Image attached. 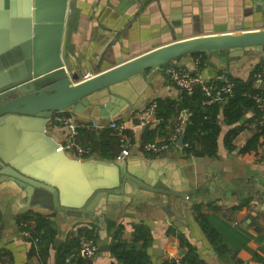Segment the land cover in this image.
Here are the masks:
<instances>
[{
	"label": "water",
	"instance_id": "95a60500",
	"mask_svg": "<svg viewBox=\"0 0 264 264\" xmlns=\"http://www.w3.org/2000/svg\"><path fill=\"white\" fill-rule=\"evenodd\" d=\"M78 1L0 0V127L20 122L22 128L13 153L0 151V184L9 182L17 188L26 207L70 220H92L102 228L104 219L113 216L107 214L108 208L148 206L178 214L183 205H191L188 196L195 190L170 178L167 167L140 154L120 161L71 159L57 150L56 140L47 134V119L59 111L90 120L119 118L131 108L127 97L111 92L113 85L127 81L140 93L147 86L143 72L163 65L170 68L185 55L217 53L226 73L233 62L263 59L264 0H251L258 13L254 17L257 27L238 23L228 31L202 34L198 18L187 17L180 19L185 23L180 31L194 35L180 34L151 48L142 43L141 52L132 57L126 52L129 44L137 38L144 41L138 32L141 16H137L143 0H122L120 5L118 0H85L91 3L89 8ZM125 4H132L131 9L126 11ZM81 17L87 18L82 26ZM171 20L174 26L180 24ZM184 25H191L192 30L186 31ZM88 33L92 38L83 44ZM150 37L154 41L157 36L146 40ZM86 69L92 75L82 78ZM249 83L255 85L253 78ZM257 87L264 90V83ZM183 138L184 131L177 146ZM105 235L103 229L99 231L101 238ZM108 249L109 244H99L95 255Z\"/></svg>",
	"mask_w": 264,
	"mask_h": 264
},
{
	"label": "crops",
	"instance_id": "0c3cea01",
	"mask_svg": "<svg viewBox=\"0 0 264 264\" xmlns=\"http://www.w3.org/2000/svg\"><path fill=\"white\" fill-rule=\"evenodd\" d=\"M92 1V0H90ZM94 1V0H93ZM82 7H91V3L85 0L78 1ZM247 2V3H246ZM105 3V2H104ZM122 0H118L120 5ZM94 4V3H93ZM118 5V6H119ZM132 4H125L126 11L131 9ZM134 6V5H133ZM247 9V10H246ZM187 11H190L187 13ZM122 15V14H121ZM119 15V16H121ZM258 13L251 7V0H143L142 9L137 16H141L142 33L140 38L129 44V57L139 54L142 43L153 47L168 43L183 35L180 30L183 24L181 20L196 16L203 29L200 33L228 31L229 26L238 23H248L246 28L257 27L259 23L254 21ZM180 21L177 26L171 20ZM94 18V16H93ZM181 19V20H180ZM87 18L81 17L82 22ZM250 20V21H249ZM91 24V21L88 20ZM193 28L198 29V23L193 22ZM190 24V23H189ZM108 26H111L108 24ZM185 30H192L191 25H184ZM105 30L108 27L102 26ZM172 27L176 31L172 30ZM188 27V28H187ZM92 30V29H91ZM190 32V31H189ZM95 32L92 30V35ZM84 37L88 44V38ZM149 35L157 36L154 41L146 38ZM107 35H104L106 39ZM153 41L150 44L149 41ZM203 56L185 55L175 61L190 72L199 68L205 77L210 78L218 72L224 71L222 58L217 53H202ZM262 58L242 61L237 65H229L227 74L232 77L246 79L251 74L255 64ZM264 59V58H263ZM199 61L198 66L196 61ZM97 71V70H96ZM85 72H89L86 69ZM143 79L147 86L141 87L140 93L127 82L122 81L111 87V92L127 97L130 110L115 118L124 123L127 134L133 142L132 154H140L148 160L155 161L171 172L170 178H178L181 186L194 189L195 193L188 196L191 205L182 206L178 214L166 213L161 208L151 207H128L122 206L119 210L107 209V214L112 213L109 219H104V228L97 226L92 220H70L69 217L56 215L44 209L26 207L22 201V193L9 182L0 184V264H56V249L70 243L75 236L77 228H94L96 232L95 242L109 244L108 250H103L91 259L90 264H110L113 257L110 253V245L116 228L121 225L122 229L117 234L118 241L132 242V232L136 225H145L151 235V241L147 247L148 264H165L171 259H181L187 252V247L180 243L176 232L182 233L185 238L195 246L199 256L208 264H264V147L258 146L255 151L240 153L241 147L255 133L257 123L255 119L243 127L232 140L234 150H229L223 143V137L230 126L220 120V133L217 138L216 154L207 153L202 143L196 144L199 154H186L181 146H175L167 152L151 153L141 149L144 141H152L165 136L172 128L176 116L167 120L163 129H158L160 120L155 117V112L148 114L147 108L157 98L178 100L182 90L174 86L168 76V65L159 66L143 72ZM189 117L187 109L180 113ZM253 112H247L248 118ZM221 118V116H220ZM237 124L240 125V122ZM21 124L7 123L0 127V151L13 153L21 133ZM47 134L51 135L56 142L64 139V129L49 121L45 125ZM148 130H156L152 139H147ZM112 139L105 141L98 132L81 129L78 132V142L82 146H89L91 154L78 157L72 151H64L71 159L79 161H100L103 158L117 160L120 151L118 137L111 131ZM147 137V138H146ZM104 139V140H103ZM117 139V140H116ZM237 148H240L237 151ZM165 154V157H163ZM121 159H119L120 161ZM215 171V175L212 174ZM217 178H222L217 181ZM262 186V190L255 187ZM200 205L202 213L213 217L214 224L220 230V238L226 246V252L219 255L209 243L196 218L193 206ZM188 208V209H187ZM28 210L53 214L51 220L55 229V237L47 257L37 252V244L22 236L21 224L24 223L29 229L34 230L35 220L30 218L22 220L21 216ZM109 211V212H108ZM106 232L101 238L99 231ZM82 237V236H81ZM55 240H59L54 247ZM99 242V243H98ZM142 241H137L138 246ZM33 248V249H32Z\"/></svg>",
	"mask_w": 264,
	"mask_h": 264
},
{
	"label": "trees",
	"instance_id": "16d2710c",
	"mask_svg": "<svg viewBox=\"0 0 264 264\" xmlns=\"http://www.w3.org/2000/svg\"><path fill=\"white\" fill-rule=\"evenodd\" d=\"M193 55L203 56L202 53ZM261 64H264V59L258 61L253 70H256ZM228 76L231 77L234 85L232 93L226 96L222 101L203 104L205 96L198 86L195 87L190 94L186 91H182L178 100L162 98L154 100L155 117L160 120L158 129H163L167 120L180 114V111L183 109L188 110L189 117L184 128L183 138V141L187 143V145L182 146V151L184 153L199 154L196 149V144L202 143L207 153L216 154L217 138L220 133V120L230 126L223 137V143L227 149L234 150L235 148L232 144V140L243 127L247 126L243 122L245 121L249 124L255 118L257 119L261 116L262 111L258 108L256 102L250 95L255 92L264 95V90L254 87L253 84L249 83V78H251L252 73L246 79L232 77L229 74ZM247 112H253V114L246 118L245 115ZM238 122H240V125L237 124ZM155 131L156 130L146 131L148 138L146 137L147 139L144 140L152 139ZM110 132L111 130L108 128L98 131L101 138H104L105 141L112 139L109 135ZM258 146L264 147V122L257 123L255 133L245 142L239 152L247 153L255 151ZM193 209L196 213L199 226L209 243L219 255H223L226 252V246L220 238V230L214 224L213 217L202 213L200 205H194ZM51 217H53V214H43L41 212L28 210L18 219V221L20 219L27 220L30 218L35 220L36 226L34 230L29 229L26 225H22L21 229L30 232L31 237L29 240H37V252L39 251L40 255L43 257L48 256L56 234ZM121 229V225L116 228L115 236H113L111 241L110 253L113 259L110 264H148L149 258L146 250L151 241L149 229L142 224L136 225L132 232L131 243L117 240L118 237L116 233H119ZM96 235L93 227L84 229L81 227L77 228L76 234L70 240V243H64L56 249L55 263L90 264L91 259H85L77 255L78 241L81 236L95 240ZM176 235L180 243L187 247L186 254L180 259L183 264H208L199 256L195 246H193L182 233L176 232ZM140 240L142 243L138 246L137 241ZM165 264H172L171 260L165 262Z\"/></svg>",
	"mask_w": 264,
	"mask_h": 264
},
{
	"label": "built area",
	"instance_id": "2783aa9c",
	"mask_svg": "<svg viewBox=\"0 0 264 264\" xmlns=\"http://www.w3.org/2000/svg\"><path fill=\"white\" fill-rule=\"evenodd\" d=\"M197 66L199 61H196ZM253 81L257 87L259 83H264V64H261L256 70H252ZM92 75L90 72H86L82 78H88ZM168 76L170 82L190 94L195 87H200L203 92L205 99L203 104H211L216 101H222L226 96L232 93V88L234 85L231 77L228 76L226 72H218L214 76L207 78L201 72L199 68L194 72H190L181 64H174L172 67L168 68ZM256 102L258 108L262 111L259 118H255L256 123L264 122V95L255 92L250 95ZM155 102H151L147 108L148 114L154 112ZM49 121H55L64 129V139L62 142L57 143V150L62 151H72L78 157H82L86 154H91V148L89 146H82L78 142V132L81 129L98 132L105 128L110 129L117 137L120 145V151L117 156V160L123 159L124 157L130 155L133 151V142L131 137L126 132V127L124 123L117 119L108 120H90L85 118L76 117L72 113L59 111L52 115ZM187 123V118H185L184 113H180L176 116L171 130L163 137L155 139L152 141H144L141 144V149L146 152L160 153L167 152L169 149L175 147L176 141L179 135L184 131L185 125ZM245 125H248L245 121ZM187 145L182 141L181 147ZM25 225L24 223L21 224ZM22 236L30 239L31 234L28 230H22ZM37 242L36 239H33ZM97 244L94 239L87 238L85 236L80 237L78 241L77 255L85 259H92L96 254ZM172 264H183L180 259H171Z\"/></svg>",
	"mask_w": 264,
	"mask_h": 264
}]
</instances>
